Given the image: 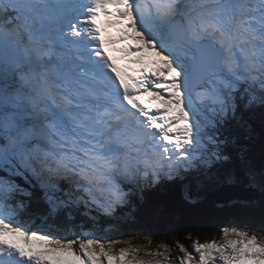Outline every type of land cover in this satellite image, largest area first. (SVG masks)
I'll use <instances>...</instances> for the list:
<instances>
[{
    "label": "snow or ice",
    "instance_id": "6c2138e0",
    "mask_svg": "<svg viewBox=\"0 0 264 264\" xmlns=\"http://www.w3.org/2000/svg\"><path fill=\"white\" fill-rule=\"evenodd\" d=\"M175 187L264 212V0H0V264H168L52 225ZM221 232L178 264H264V232Z\"/></svg>",
    "mask_w": 264,
    "mask_h": 264
},
{
    "label": "trees",
    "instance_id": "16d2710c",
    "mask_svg": "<svg viewBox=\"0 0 264 264\" xmlns=\"http://www.w3.org/2000/svg\"><path fill=\"white\" fill-rule=\"evenodd\" d=\"M146 195L150 200L166 202L169 205V211L160 217L148 220H129L120 216L111 218L117 228L121 229L127 237L133 236V234L140 235L143 242H139L138 245L140 244L139 247L142 249L140 254L144 256H146V251H155L158 245L164 244L169 246V255L174 259L177 257V255L173 254H175L176 244L179 240L187 241L190 245L197 240L200 243L213 239L222 242L221 229L231 219L252 217L256 221L264 222V212L259 208L250 210L234 208L231 205L222 206L219 201L223 199V196L218 193L203 195L196 203L184 201L182 199V190L179 187L167 188L162 192H148ZM31 213L33 223H31L30 227L33 230L46 228L51 224L50 221L44 222L38 218L39 211L35 203H33ZM28 218V215L23 217L25 221ZM88 220L93 221L89 218ZM96 220H100L106 226L110 218L101 216ZM64 225L85 226L87 229L94 228V224L91 226L83 222L81 217H78V219L76 218L67 224L58 222L52 225L56 236L62 237V234L65 237L66 226ZM57 229L59 230L57 231ZM189 236L191 239H187Z\"/></svg>",
    "mask_w": 264,
    "mask_h": 264
},
{
    "label": "rangeland",
    "instance_id": "374dc122",
    "mask_svg": "<svg viewBox=\"0 0 264 264\" xmlns=\"http://www.w3.org/2000/svg\"><path fill=\"white\" fill-rule=\"evenodd\" d=\"M78 217H81L82 221L90 224L91 226L94 224V228L87 229L85 226H75V225H64L65 227V237L66 238H75L76 236L80 235L81 231H92L94 233V238H100L104 240H120V241H129L133 246H139V242H143V240L140 238V235L138 234H133V236L127 237L123 231L117 229V225L111 220L106 226L104 225L103 222L100 220H94V221H89L87 217H83L79 214L75 216L73 220ZM225 227L228 228H239L242 230H246L249 232V234H256L260 235L262 232H264V222L263 221H256L252 217H242V218H235L231 219L225 224ZM104 232V233H103ZM63 237V235L61 234ZM178 242L185 244L186 247L191 250V245L187 241L179 240ZM162 245V244H160ZM127 246L125 244H118L116 245L117 250L120 247ZM156 251V250H155ZM173 255H178L180 256L181 253L176 249L175 254ZM194 255H197L194 253ZM139 256L143 259L147 260H152V259H157L158 257H152V256H144L139 253ZM168 264H178L177 259L170 260Z\"/></svg>",
    "mask_w": 264,
    "mask_h": 264
}]
</instances>
